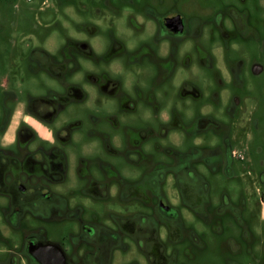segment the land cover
Wrapping results in <instances>:
<instances>
[{
    "label": "flooded vegetation",
    "instance_id": "1",
    "mask_svg": "<svg viewBox=\"0 0 264 264\" xmlns=\"http://www.w3.org/2000/svg\"><path fill=\"white\" fill-rule=\"evenodd\" d=\"M25 1L0 0V264H264V0Z\"/></svg>",
    "mask_w": 264,
    "mask_h": 264
},
{
    "label": "rangeland",
    "instance_id": "2",
    "mask_svg": "<svg viewBox=\"0 0 264 264\" xmlns=\"http://www.w3.org/2000/svg\"><path fill=\"white\" fill-rule=\"evenodd\" d=\"M21 2L23 3H26L28 4L25 0H20ZM36 2H32V4H35ZM1 8V7H0ZM2 9V8H1ZM12 9V8H11ZM8 10V9H7ZM3 12L0 11V15H5V14H8L9 16L13 14V11L10 10V12H7L5 11V9H3ZM63 42V37L59 36V35H56V37L53 39V42H52V46H58L60 45L61 43ZM82 72L79 73V78H81L82 76ZM201 264H210V261L208 259L207 256H204L202 259H201Z\"/></svg>",
    "mask_w": 264,
    "mask_h": 264
},
{
    "label": "clouds",
    "instance_id": "3",
    "mask_svg": "<svg viewBox=\"0 0 264 264\" xmlns=\"http://www.w3.org/2000/svg\"><path fill=\"white\" fill-rule=\"evenodd\" d=\"M3 146H4V147H8V146H9V144H8V143H5Z\"/></svg>",
    "mask_w": 264,
    "mask_h": 264
}]
</instances>
